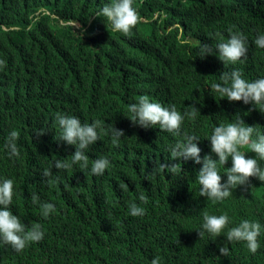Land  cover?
Instances as JSON below:
<instances>
[{
  "label": "trees",
  "instance_id": "16d2710c",
  "mask_svg": "<svg viewBox=\"0 0 264 264\" xmlns=\"http://www.w3.org/2000/svg\"><path fill=\"white\" fill-rule=\"evenodd\" d=\"M107 2L0 0V176L13 180V214L25 228L38 223L43 233L20 250L0 243V264H70L76 252L91 254L76 264H149L153 256L160 264H264V181L249 176L218 201L200 195V164L171 158L165 150L179 137L156 125L141 128L125 116L127 104L140 95L181 112L196 107V117L185 119L182 130L200 137L195 142L201 158L216 159L206 139L216 124L239 116L264 133V112L219 98L209 87L233 68L249 80L264 75V48L253 43L264 32V5L258 0L255 10L248 4L249 16L237 17L239 0H131L139 19L128 33H118L95 14ZM69 20L75 23L69 26ZM230 32H239L248 44L241 61L225 64L215 44ZM202 45L211 53L198 55ZM206 69L216 73L204 81ZM56 113L81 122L100 119L123 131L113 145L98 130V140L84 150L90 160L108 158L102 174L77 165L52 167L74 151L57 139ZM10 130L18 134L15 156L3 147ZM240 150L246 156L251 151L246 145ZM228 162L217 166L221 183ZM174 163L180 165L176 173L167 167L156 171L159 164ZM56 190L47 201L54 211L42 217L39 204ZM139 193L147 200L139 201ZM130 202L143 214L129 215ZM205 212L229 217L216 236L198 235L205 231L199 228ZM241 219L262 226L255 252L243 241L226 239L227 228Z\"/></svg>",
  "mask_w": 264,
  "mask_h": 264
},
{
  "label": "clouds",
  "instance_id": "9594fccd",
  "mask_svg": "<svg viewBox=\"0 0 264 264\" xmlns=\"http://www.w3.org/2000/svg\"><path fill=\"white\" fill-rule=\"evenodd\" d=\"M259 1L264 5V0ZM248 4H252L253 8L258 10V0H239L238 9L233 11V14L237 17L244 14L249 16L245 12V7ZM95 14L106 18L113 31L122 33H128L139 19L131 0H108ZM67 23L71 26L75 21L69 20ZM253 43L258 48H264V32H258ZM247 44L248 42L242 34L230 32L226 38L218 39V43L215 44L217 49L215 55L225 64H234L245 57ZM204 52L211 53L208 45L200 46L198 55L203 57ZM215 73V69H206L200 78L205 81ZM209 87L219 98L251 104L252 107L264 112V75L249 80L242 76L239 69L233 68L230 72H222L215 82H210ZM126 111L127 115L125 116L141 128H150L156 125L160 130L179 137L174 142L165 145V150L171 158L191 159L194 164H200L196 171L200 195L218 201L229 196L230 189L242 184L249 176L264 181V166H261L255 158L258 157L259 160L264 161V133L254 128L253 125L245 124L239 116L235 120L216 124L206 133L210 151L216 156V159H212L209 155H205L203 158L199 155L201 150L195 142L200 139L199 136L182 130V123L185 119L191 120L196 117L198 112L196 107L188 105L181 112L177 111L175 105L165 106L158 101L150 100L145 95H140L134 102L127 104ZM54 118L59 130L57 139L62 140L65 144L74 145V151L70 154L69 159L57 158L54 160L52 167L66 170L77 165L80 169H87L92 174H102L109 164L108 158L101 155L90 160L84 150L98 140V130L107 132L113 145L119 143L123 131L112 127L111 124L105 125L104 121L100 119L81 122L76 115L67 113H56ZM17 135L15 130H10L7 133V140L3 147L9 156L17 155L18 149L15 143ZM245 145L251 150L248 156L240 150V147ZM226 160H229L230 167L226 168L223 173L226 179L221 183V173L218 172L217 166L218 164L223 166ZM178 165V163L159 164L156 171L167 167L168 171L176 173ZM44 175H50V169L46 170ZM58 194V190L47 193L49 197L39 204L42 217H47L50 212L54 211V205L47 201ZM12 195L13 180L0 176V243H7L15 250H20L27 242L41 239L43 233L38 223H33L30 227L25 228L20 218L13 214L9 207ZM36 199L33 194V203L36 202ZM138 199L143 202L147 200V197L144 193H139ZM143 211L144 209L135 202H130L128 205V212L131 216L142 215ZM228 221L229 217L226 214L217 215L205 212L201 215L199 222V228L205 231L198 232V235L204 236L206 232L209 236H216L225 228ZM261 227V224L255 220L241 219L234 226L227 228L226 239L228 241H243L250 252H255L258 247L257 236L261 232ZM80 231L82 230L79 229L78 232ZM219 251L222 254H227L228 248L221 247ZM90 256L91 254L76 252L70 256L67 262H75L70 264L86 263ZM149 264H160V257L153 256L149 260Z\"/></svg>",
  "mask_w": 264,
  "mask_h": 264
},
{
  "label": "rangeland",
  "instance_id": "374dc122",
  "mask_svg": "<svg viewBox=\"0 0 264 264\" xmlns=\"http://www.w3.org/2000/svg\"><path fill=\"white\" fill-rule=\"evenodd\" d=\"M118 33H121V32H119V31H117Z\"/></svg>",
  "mask_w": 264,
  "mask_h": 264
}]
</instances>
